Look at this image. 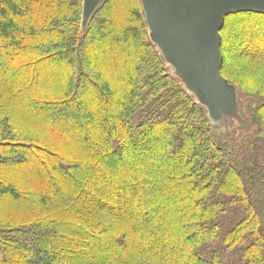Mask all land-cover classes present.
Wrapping results in <instances>:
<instances>
[{"label": "trees", "instance_id": "obj_1", "mask_svg": "<svg viewBox=\"0 0 264 264\" xmlns=\"http://www.w3.org/2000/svg\"><path fill=\"white\" fill-rule=\"evenodd\" d=\"M82 3L0 0V264H264V14L221 31L255 127L237 143L211 136L139 0L84 32Z\"/></svg>", "mask_w": 264, "mask_h": 264}, {"label": "water", "instance_id": "obj_2", "mask_svg": "<svg viewBox=\"0 0 264 264\" xmlns=\"http://www.w3.org/2000/svg\"><path fill=\"white\" fill-rule=\"evenodd\" d=\"M106 0H83L86 31ZM151 41L170 74L206 110L212 137L251 127L238 86L223 74L222 29L228 15L264 14V0H139Z\"/></svg>", "mask_w": 264, "mask_h": 264}, {"label": "rangeland", "instance_id": "obj_3", "mask_svg": "<svg viewBox=\"0 0 264 264\" xmlns=\"http://www.w3.org/2000/svg\"><path fill=\"white\" fill-rule=\"evenodd\" d=\"M118 2H119V7H121V9L120 10H117V13H118V15L117 16H119V17H121V16H123L122 14L123 13H125V10L127 9V6H128V0H117ZM140 8H141V10H142V4L140 5ZM116 11V10H115ZM123 13H122V12ZM234 23V22H233ZM233 23L231 24V26L233 25ZM233 27H234V29H236V31H237V29L239 28V27H242V26H236L235 27V25H233ZM250 37V38H249ZM249 40L250 41V43H252V42H254V41H256V42H259V43H261V40H263V39H261V38H256V37H251V36H249V35H247V33H244L243 32V37L241 38V40L242 41H246V40ZM256 70L258 71V73H262L263 72V70H264V65H259V66H257L256 67ZM246 113V112H245ZM247 115V114H246ZM254 128L255 127H253L252 126V123H251V127H249L248 129H247V127H244L243 129H239L238 131H237V134H234V135H229V137H227V138H223V139H225V140H227V139H229L231 142H237V143H242L245 139H247L250 135H252V133L254 132ZM212 136V135H211ZM216 137L217 136H215V137H213L214 139H216ZM218 138V137H217ZM220 139H222V138H220Z\"/></svg>", "mask_w": 264, "mask_h": 264}]
</instances>
